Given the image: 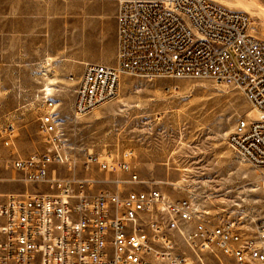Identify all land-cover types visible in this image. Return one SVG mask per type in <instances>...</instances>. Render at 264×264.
<instances>
[{"label":"built area","instance_id":"2783aa9c","mask_svg":"<svg viewBox=\"0 0 264 264\" xmlns=\"http://www.w3.org/2000/svg\"><path fill=\"white\" fill-rule=\"evenodd\" d=\"M117 54L113 66L86 63L75 83L71 116L79 120L119 97L121 77L211 79L242 92L256 119L241 118L228 138L238 159L264 169V39L245 12L213 0H117ZM44 62L41 72H49ZM53 89L43 86L38 132L53 150L7 160L48 192L0 194V264H192L183 249L226 257L225 264H264V220L252 236L235 222L216 221L189 200L175 201L152 181L147 190L133 153L85 155L87 172L127 173L112 189L91 192L95 180L50 176L70 163L60 151L64 133ZM11 147V139L5 141ZM176 189V188H175Z\"/></svg>","mask_w":264,"mask_h":264},{"label":"rangeland","instance_id":"374dc122","mask_svg":"<svg viewBox=\"0 0 264 264\" xmlns=\"http://www.w3.org/2000/svg\"><path fill=\"white\" fill-rule=\"evenodd\" d=\"M213 1L249 14L253 34L264 39V0ZM78 12V4L70 0H0V144L6 148L1 154L9 160L53 150L38 132L41 112L36 96L47 86L59 91L53 99L64 133L60 151L71 158L70 163L52 164L50 176H55L56 169L60 177L91 178L94 193L128 179L127 173L84 169L85 155L101 154L94 146L104 140L114 156L125 150L133 153L141 180L164 182L157 186L171 199L189 200L209 212L211 219L235 222L242 235L252 236L264 220V169L238 159L228 145L241 118L257 117L242 92L211 79L124 75L116 100L75 120L71 116L74 87L67 79L70 74H81L73 71L78 64L70 56L81 50L93 55L95 46L104 42L103 36L73 32L80 20L74 17ZM40 13L48 17L35 18ZM34 47L46 52L49 72L32 73L26 68V61L34 59ZM9 139L12 146L6 147ZM0 170L14 181L23 179L20 172L5 166ZM25 185L32 194L49 190L45 185ZM130 188L145 190L147 186ZM183 251L194 264H225L227 260L211 253L198 259L191 251Z\"/></svg>","mask_w":264,"mask_h":264},{"label":"crops","instance_id":"0c3cea01","mask_svg":"<svg viewBox=\"0 0 264 264\" xmlns=\"http://www.w3.org/2000/svg\"><path fill=\"white\" fill-rule=\"evenodd\" d=\"M39 2H44L48 0H36ZM59 1V0H58ZM71 2H76L79 6L78 14H75L74 17L80 19L78 23L74 25L73 32L78 33H87V34H96L98 36H103L104 42L103 44L99 43L95 46L93 55L86 50H81L79 52H73L70 57L75 60V63L78 64L74 67V70L78 74L83 72L84 65L86 63H95L101 65H113L116 60L117 54V0H70ZM26 18L30 17L29 14L26 13ZM48 16L43 13H40L39 16H35V18H47ZM61 18L62 16H56ZM82 17V18H81ZM82 20V21H81ZM78 28V30H76ZM47 54L44 50L35 49L34 47V56L32 61H26V68H30V70L35 71L36 73H41V67L44 64V60ZM74 75V74H70ZM68 80V79H67ZM36 82V81H35ZM71 83V82H70ZM37 85V82H36ZM72 88L75 87V83H72ZM37 88V86H36ZM38 89V88H37ZM74 89V88H73ZM38 90H35V92ZM57 91L56 93H58ZM19 96V95H17ZM72 108V107H71ZM95 124V121H94ZM9 127V126H8ZM114 146V145H113ZM95 151L112 153L114 150L110 146H108L103 140L101 143H98L94 146ZM128 151V150H125ZM6 152V148L0 144V153ZM184 171H187V169ZM25 181L23 179L14 181L12 176H7L5 171L0 170V194L2 195H19L29 193L28 187L25 185ZM147 184L154 185L149 182ZM147 184L144 186L149 187ZM143 186V185H141ZM145 189V190H147Z\"/></svg>","mask_w":264,"mask_h":264},{"label":"bare ground","instance_id":"6f19581e","mask_svg":"<svg viewBox=\"0 0 264 264\" xmlns=\"http://www.w3.org/2000/svg\"><path fill=\"white\" fill-rule=\"evenodd\" d=\"M256 113V112H255ZM257 118V117H256ZM192 264H194L193 262H192ZM202 264V263H201Z\"/></svg>","mask_w":264,"mask_h":264}]
</instances>
